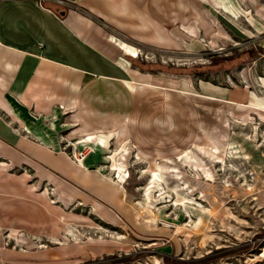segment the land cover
I'll list each match as a JSON object with an SVG mask.
<instances>
[{
  "label": "rangeland",
  "instance_id": "obj_1",
  "mask_svg": "<svg viewBox=\"0 0 264 264\" xmlns=\"http://www.w3.org/2000/svg\"><path fill=\"white\" fill-rule=\"evenodd\" d=\"M190 4L167 28L170 45L135 46L160 76L135 103L140 125L90 129L58 110L40 118L70 160L74 146L81 166L108 179L106 194L52 175L69 200L32 163L2 160L0 245L71 254L49 264H264V101L251 103L264 98V0Z\"/></svg>",
  "mask_w": 264,
  "mask_h": 264
},
{
  "label": "crops",
  "instance_id": "obj_2",
  "mask_svg": "<svg viewBox=\"0 0 264 264\" xmlns=\"http://www.w3.org/2000/svg\"><path fill=\"white\" fill-rule=\"evenodd\" d=\"M65 1L67 5L54 0H0V167L7 169L2 160L6 166L28 161L36 168L34 176L53 184L64 198L73 197L63 192L53 176L103 197L108 179L97 167L91 169L85 159L82 166L70 160L59 145L61 140L43 128L40 118L58 110L70 113L90 129L140 125L143 119L135 117V103L146 95L142 87L154 85L160 76L148 69L151 63L136 57V47L154 52L161 45H170L167 28L177 18L185 19L190 12L185 8L191 4L190 0ZM202 92L212 97L215 92L226 95L223 89ZM256 98L264 101L252 93L251 103ZM258 105L264 107L263 102ZM164 161L170 163V159ZM108 194L118 208L114 190ZM8 229L20 231L13 225ZM62 247L24 251L0 245V261L54 263L71 255L57 252Z\"/></svg>",
  "mask_w": 264,
  "mask_h": 264
},
{
  "label": "bare ground",
  "instance_id": "obj_3",
  "mask_svg": "<svg viewBox=\"0 0 264 264\" xmlns=\"http://www.w3.org/2000/svg\"><path fill=\"white\" fill-rule=\"evenodd\" d=\"M124 43H125V42H124ZM126 43H127V42H126ZM138 53H139V52H138ZM130 55H131V54H130ZM133 56H134V55H133ZM84 140H89V141H90V140H92V139H90V138H85ZM97 140L103 143V139H102L101 137H98ZM73 151L75 152V147H74V146H73ZM211 152L213 153V151H211ZM190 153H191V152H190ZM190 153H187V154H186V158H187L188 160L191 159V158H190V155H189ZM81 155H82V154H81ZM187 159H186V160H187ZM219 160H220V159H219ZM81 161H82V159H81ZM81 161H80V162H81ZM190 161H191V160H190ZM77 163H78V162H77ZM193 166H194V165H193ZM117 174H118L117 177L119 178V181L124 182V176L121 175V174H119V172H118ZM22 234H23V233H21V234H19V235L22 236ZM19 237H20V236H19ZM22 240H23L22 242L25 241L24 239H22Z\"/></svg>",
  "mask_w": 264,
  "mask_h": 264
},
{
  "label": "built area",
  "instance_id": "obj_4",
  "mask_svg": "<svg viewBox=\"0 0 264 264\" xmlns=\"http://www.w3.org/2000/svg\"><path fill=\"white\" fill-rule=\"evenodd\" d=\"M40 1H41V0H37L38 3H40ZM54 1H56L57 3H61V4H64V5H67V2H66L65 0H54ZM72 152H73L72 155H73V157H74V159H75V161H76V164H77L78 161L76 160L75 152H74L73 150H72ZM78 154H79L78 157L82 158V157H81V156H82V155H81L82 153L79 152Z\"/></svg>",
  "mask_w": 264,
  "mask_h": 264
}]
</instances>
